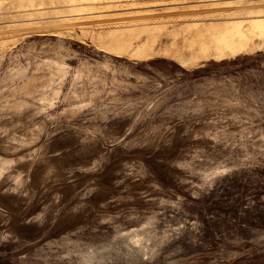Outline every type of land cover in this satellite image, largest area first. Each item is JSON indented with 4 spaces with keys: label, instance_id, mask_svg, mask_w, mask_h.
Masks as SVG:
<instances>
[{
    "label": "rangeland",
    "instance_id": "obj_1",
    "mask_svg": "<svg viewBox=\"0 0 264 264\" xmlns=\"http://www.w3.org/2000/svg\"><path fill=\"white\" fill-rule=\"evenodd\" d=\"M177 1L0 0V264H264V0Z\"/></svg>",
    "mask_w": 264,
    "mask_h": 264
},
{
    "label": "bare ground",
    "instance_id": "obj_2",
    "mask_svg": "<svg viewBox=\"0 0 264 264\" xmlns=\"http://www.w3.org/2000/svg\"><path fill=\"white\" fill-rule=\"evenodd\" d=\"M103 2H101V3H105V1H114V0H102ZM117 3H115V4H117V5H115V4H112L111 3V6L112 5H115V6H113V7H110V5L109 4H107L108 6L106 7H99V8H96V7H94V9H95V11H96V9H97V11L98 10H101V11H105V10H108V9H111V8H113V9H124V10H130L129 12L132 14L133 13V11H135V14L136 13H140V11L141 10H145L146 8H150V7H153L154 5H155V7L157 6L156 4H152V3H155V2H149V1H151V0H120L121 2H124V4L122 3V4H118L120 1L119 0H115ZM176 1V0H175ZM180 1V0H179ZM179 1H177V2H179ZM183 1H185V0H183ZM188 1V0H187ZM220 1V0H219ZM176 2V3H177ZM222 2V1H221ZM100 3V4H101ZM107 3H109V2H107ZM126 3V4H125ZM157 3H159V2H157ZM162 3V2H161ZM212 3V2H211ZM235 3V2H234ZM163 4H165L164 2H163ZM209 4V3H208ZM228 4V3H227ZM171 5H174V4H171ZM190 5V4H189ZM203 5V4H202ZM188 6V5H187ZM207 6V5H206ZM210 6V5H209ZM186 7V6H185ZM93 8V7H92ZM173 8V7H172ZM189 8V7H188ZM193 8V7H192ZM247 8H248V6H247ZM175 9V8H174ZM181 9V8H180ZM152 10V9H151ZM232 10V9H231ZM93 11V10H92ZM114 11V10H113ZM115 11H117V10H115ZM120 11V10H119ZM118 11V12H119ZM132 11V12H131ZM203 11V10H202ZM183 12H184V10H183ZM222 12V11H221ZM244 12V11H243ZM99 13V12H98ZM102 13V12H101ZM103 13H105V12H103ZM107 13H108V11H107ZM110 13V12H109ZM129 13V14H130ZM96 14V13H95ZM121 14V13H120ZM127 14H128V12H127ZM213 14H214V12H213ZM218 14V13H217ZM123 15H125V14H123ZM122 15V16H123ZM160 15V14H159ZM186 15V14H185ZM162 16H164V15H162ZM152 17V16H151ZM150 17V18H151ZM158 17V16H157ZM129 18V17H128ZM133 18V17H132ZM144 18V17H143ZM154 18V17H153ZM152 18V19H153ZM134 19V18H133ZM132 19V20H133ZM152 19H149V20H152ZM182 19V18H181ZM126 20V19H125ZM179 20V19H178ZM153 21V20H152ZM226 21V20H225ZM248 21H250L248 24H249V29L248 30H250L252 33H256V35H257V37L258 36H260V37H263V39H262V41H261V44H264V19H262L261 17H256V16H254V18L252 19L251 18V20H248ZM133 22V21H132ZM148 22V21H147ZM154 22V21H153ZM152 22V23H153ZM155 22H157V21H155ZM128 23V22H127ZM151 23V24H152ZM139 24V23H138ZM141 24H142V22H141ZM156 24V23H155ZM162 24V23H161ZM154 25V24H153ZM131 26V25H130ZM246 30H247V28H246ZM237 34H238V36L241 38V40L243 41L242 43H246L248 40H249V37L246 35V34H244V32L243 31H241V30H237ZM236 37V36H235ZM233 38V37H232ZM231 38V39H232ZM227 38H226V42H227ZM240 41V40H239ZM238 44V45H231V46H229V50L230 51H238V50H241L244 46H243V44ZM244 43V44H245ZM250 44V43H249Z\"/></svg>",
    "mask_w": 264,
    "mask_h": 264
}]
</instances>
